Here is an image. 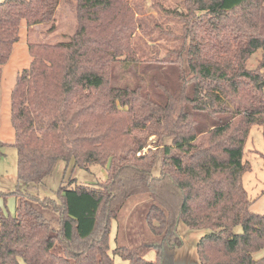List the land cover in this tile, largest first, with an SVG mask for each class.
Instances as JSON below:
<instances>
[{"label":"trees","instance_id":"obj_1","mask_svg":"<svg viewBox=\"0 0 264 264\" xmlns=\"http://www.w3.org/2000/svg\"><path fill=\"white\" fill-rule=\"evenodd\" d=\"M59 2H0V82L20 24L54 30ZM144 2L75 0L67 41L28 44L10 92L17 205L0 215V264H174L179 223L208 231L200 264H264L253 258L264 215L250 211L241 162L250 127H264V0H181L180 11L156 0L161 19ZM58 161L106 167V179L70 176L48 196ZM138 194L158 242L110 250L112 221Z\"/></svg>","mask_w":264,"mask_h":264},{"label":"rangeland","instance_id":"obj_2","mask_svg":"<svg viewBox=\"0 0 264 264\" xmlns=\"http://www.w3.org/2000/svg\"><path fill=\"white\" fill-rule=\"evenodd\" d=\"M2 0H0L1 2ZM75 0H60L54 30H49L51 25H38L28 28L24 22L20 24L19 39L14 43L8 61L2 65L0 82V193L7 194L0 196V215L14 216L17 199L11 193L16 187V163L17 152L14 146V132L10 125V92L15 84L17 75L25 68H28L31 58L28 53V44H55L68 40L75 29V14L73 5ZM161 4L170 9L181 10V0H160ZM145 13L156 19H161V14L156 9V0H145ZM172 23L171 20H167ZM160 39V38H159ZM147 42V39L144 38ZM144 43V42H143ZM149 44V42H147ZM158 51L164 54V46L168 43L164 39L155 42ZM147 44V45H148ZM261 53H255L248 61V68L258 69ZM124 78V77H123ZM129 78V77H127ZM131 80V78H129ZM155 139L149 140L148 148L153 146ZM145 148L143 152H147ZM154 149V148H153ZM241 162L249 165L250 171L242 177V185L250 200V211L264 215V127L253 125L250 127L247 138L244 142L241 154ZM154 171L157 173L158 168ZM72 176L80 184H95L106 179V167L100 165L90 166L88 170L65 167L63 162L55 164L52 174L46 179L48 187L47 195L54 196L61 182L68 181ZM148 201L147 194H138L130 197L121 207L117 217L112 221L110 232V250L116 246H138L158 242L152 236L145 224L144 216L146 208L143 203ZM178 233L182 245L175 250L174 264H200L196 246L201 237L208 231L191 230L183 223L178 224ZM241 227L235 229L240 233ZM113 256V255H112ZM264 257V248L253 254L255 260ZM114 258V256L112 257ZM148 261L154 260V252L145 254ZM20 264L23 262L20 261ZM113 264H127L115 256Z\"/></svg>","mask_w":264,"mask_h":264},{"label":"crops","instance_id":"obj_3","mask_svg":"<svg viewBox=\"0 0 264 264\" xmlns=\"http://www.w3.org/2000/svg\"><path fill=\"white\" fill-rule=\"evenodd\" d=\"M115 261V256H114V258H113V262Z\"/></svg>","mask_w":264,"mask_h":264}]
</instances>
